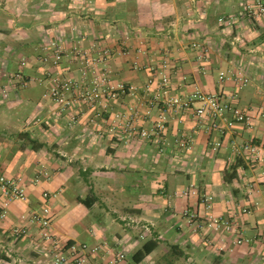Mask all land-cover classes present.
Masks as SVG:
<instances>
[{
	"label": "crops",
	"instance_id": "0c3cea01",
	"mask_svg": "<svg viewBox=\"0 0 264 264\" xmlns=\"http://www.w3.org/2000/svg\"><path fill=\"white\" fill-rule=\"evenodd\" d=\"M245 1L0 0V172L19 177L26 193L25 200H9L0 217V264H52L37 225L11 234L20 215L44 203L43 191L52 194L46 202L51 230L61 242L108 244L99 256L89 255L91 263L123 252L118 264H264V159L253 160L243 149L250 141L264 145V14L248 15ZM51 40L67 49L109 51V77L126 88L109 101L106 122L93 120L79 102L61 112L46 95L56 68L52 50L43 60L41 47ZM192 42L206 47L208 61L197 58ZM163 59L169 94L222 93L250 114L249 123L209 131L191 110H168V144L129 135L122 121L108 131L111 112L130 104L143 111L156 82L151 66ZM78 63L71 53L61 62L80 80ZM230 70L241 71L248 83L239 88L219 80L220 71ZM161 108L156 104L153 114ZM138 124L149 126L150 118L141 112ZM180 135L192 138L188 149L172 142ZM41 166L50 177L34 181ZM203 193L212 196L209 209L200 201ZM3 200L0 194V205ZM185 210L200 220L208 213L232 218L237 228L195 227ZM239 234L242 241L234 243ZM148 241L155 246L133 261Z\"/></svg>",
	"mask_w": 264,
	"mask_h": 264
},
{
	"label": "built area",
	"instance_id": "2783aa9c",
	"mask_svg": "<svg viewBox=\"0 0 264 264\" xmlns=\"http://www.w3.org/2000/svg\"><path fill=\"white\" fill-rule=\"evenodd\" d=\"M243 11L250 16H260L264 14V0H246L243 5ZM224 21L223 17L219 18ZM227 23L231 22L229 17ZM192 49L197 52V58L202 62L208 61V53L206 47L199 42H192ZM52 50L50 56L51 64L56 70L50 74L49 84L46 87V95L56 104L61 112L68 111L76 102L81 103L86 109L91 110L92 119L106 122L105 114L109 112V101L117 98L119 93L125 91L123 82H114L109 77L107 62L109 51L105 48H99L92 45L91 50H86L78 45L67 49L60 40H51L48 44L41 47L42 59L47 58V50ZM71 53L78 59V72L82 75L80 80L69 75V68L64 67L61 62L65 55ZM23 63V61H22ZM151 70L155 75V87L153 97L149 99L145 107L140 111L138 105L130 104L124 111L111 112V121L107 125L108 131H113L117 122L122 121L123 130L130 134H134L142 139L154 138L164 144L169 141L164 137V132L168 123V110H191L193 118L198 124L206 125L210 131L213 128L221 130L222 128L231 129L235 123L247 124L250 121V114L243 108L233 103L232 99L222 93H205L194 88L188 92L169 94L170 76L169 62L163 59L159 64L151 66ZM219 80L231 79L237 87H242L248 83V78L241 71H220ZM154 80V79H153ZM153 80H147V85ZM163 104V108L153 114L152 109L156 104ZM144 117L150 118L149 126H139L140 113ZM78 112L69 116L70 121H75ZM223 123L224 127L220 124ZM192 138L189 136H175L172 142L183 149L191 146ZM219 146L216 142L214 147ZM244 150L250 153L253 160L264 159V145L256 144L252 141L244 144ZM239 152V151H238ZM1 166V163H0ZM40 176L45 179L50 177L47 167L41 166L38 175L34 181H38ZM189 189L195 192L194 184L189 185ZM0 194L5 198L0 205V217L6 215V206L11 199L25 200L26 193L24 187L20 183L19 177H8L0 172ZM44 203L39 209H33L20 215V224L11 228L13 236H20L28 232V224H35L39 229L42 240L47 243L51 251L52 264H95L89 259L90 254L99 256L104 253L108 244L99 242L88 244L86 242H61L58 236L51 230L50 208L46 203L52 195L48 191L42 192ZM200 201L206 209L211 207L212 196L203 193ZM245 211V209H244ZM184 214L190 222H196L195 227L207 225L215 230H224L226 232L234 231L237 228L236 222L232 218L224 216H214L208 213L206 219L198 218V214L193 210H185ZM242 236L233 241L240 243ZM104 255V254H102ZM125 255L123 252L101 258L102 264H118L123 262ZM99 262L97 264H100Z\"/></svg>",
	"mask_w": 264,
	"mask_h": 264
},
{
	"label": "trees",
	"instance_id": "16d2710c",
	"mask_svg": "<svg viewBox=\"0 0 264 264\" xmlns=\"http://www.w3.org/2000/svg\"><path fill=\"white\" fill-rule=\"evenodd\" d=\"M237 164H234V167L236 166ZM234 170L235 168H233V170L230 172V175H235L234 174ZM81 201H85V199L83 198H80ZM155 246V242H145L133 255H132V259L133 261L135 262H138L140 261L153 247ZM2 256L0 255V258Z\"/></svg>",
	"mask_w": 264,
	"mask_h": 264
},
{
	"label": "rangeland",
	"instance_id": "374dc122",
	"mask_svg": "<svg viewBox=\"0 0 264 264\" xmlns=\"http://www.w3.org/2000/svg\"><path fill=\"white\" fill-rule=\"evenodd\" d=\"M14 120L12 122H16V120H19V118L17 117V119H14ZM0 131H1V126H0Z\"/></svg>",
	"mask_w": 264,
	"mask_h": 264
}]
</instances>
